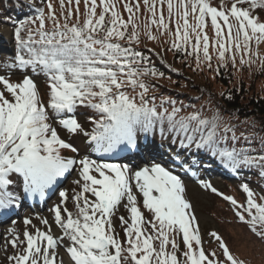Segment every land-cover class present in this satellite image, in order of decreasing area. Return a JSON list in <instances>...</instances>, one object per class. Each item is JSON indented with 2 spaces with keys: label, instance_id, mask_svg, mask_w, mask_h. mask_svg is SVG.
I'll return each mask as SVG.
<instances>
[{
  "label": "snow or ice",
  "instance_id": "snow-or-ice-1",
  "mask_svg": "<svg viewBox=\"0 0 264 264\" xmlns=\"http://www.w3.org/2000/svg\"><path fill=\"white\" fill-rule=\"evenodd\" d=\"M80 2L59 0L57 13L53 0H46L47 11L37 8L35 17L22 21L14 32L17 51L13 67L30 66L34 72L46 76L47 102L42 101L33 79L25 76L22 82L12 83L0 75V85L11 96L9 99L4 91H0V211L11 209L20 200L19 195L9 190L15 185L10 178L12 174L22 178L20 187L28 198H43L77 166L79 180L76 183L80 184V191L72 197L75 213L59 204L51 209L63 236L54 237L50 228L47 232L37 229L35 234L25 231L23 241L18 236L10 241L13 247L26 242L23 251L10 259L15 264H63L62 260H57V249L66 238L67 253L74 264H245L216 232L211 236L218 242L223 259L215 252H205L196 217L191 212L192 205L185 197V185L164 165L152 163L134 170L128 165L100 163L88 156L62 155V150L76 154L78 149L61 138L53 126L57 119L68 132L90 137L95 152L114 153L136 149L138 134L151 133L157 122L163 135L166 118L169 133L185 134L180 141L182 148L188 149L195 143L196 149H207L214 156L218 155L226 166L264 168V155L250 156L235 147L231 150L220 147L228 139L234 142L237 137L226 125L223 126L224 134H220L219 116L209 120L193 113L176 119L178 108L173 107L171 113L167 109L158 112L154 99L149 106L150 102L145 99L149 86L141 77L162 76V73L141 67L147 61L130 46L140 40L135 19L140 12V0H123L124 11L129 14L127 20L116 7L120 0H99V4L97 0H83L82 23ZM142 2L149 14L144 25L149 39H156L149 25H156L158 31L170 32L169 23L175 7L176 30L172 47L179 51L183 46L186 51L191 45L192 50L187 54L194 56L197 68L203 62L212 69L210 46L215 49L220 66H226L225 62L230 58L235 67L237 53H241L242 65L251 63V59H244L251 54L250 42L254 41L257 46L264 42V22L253 14L255 9H264V0H234L227 7L224 4L213 6L211 0H177L175 5L173 0ZM73 3L74 23L70 22ZM165 3L169 23L165 22L163 12ZM157 4L160 5L159 14ZM242 4L249 7L238 6ZM189 17L194 22H190ZM208 18L215 35L211 45L206 32ZM48 22H51V28H48ZM121 42H127L129 46ZM261 63L264 65V60ZM215 71L220 74L219 67ZM126 85L133 91L137 87L141 89L139 103L136 96L121 90ZM163 103L161 101V106ZM78 106L91 108L99 114V118L92 121L95 127L91 133L85 131L74 115L63 118L73 114ZM189 131L193 135H187ZM229 132H232L231 137L227 135ZM195 133H200L199 140ZM180 163L181 167H186V162ZM204 187L223 195L211 184H204ZM242 190L247 196L246 205L239 204L231 196H223V199L237 209L236 216L253 233L264 238V197L258 202L247 184ZM136 193L142 197V207L151 214V219L141 211ZM59 196L66 204L67 193L61 191ZM122 204L130 214L128 219L119 217L120 224L126 226L123 243L117 238L113 224V216ZM42 223L47 225L48 221L42 220ZM24 224L29 225L31 221L25 219ZM178 237L184 245L182 261Z\"/></svg>",
  "mask_w": 264,
  "mask_h": 264
},
{
  "label": "trees",
  "instance_id": "trees-1",
  "mask_svg": "<svg viewBox=\"0 0 264 264\" xmlns=\"http://www.w3.org/2000/svg\"><path fill=\"white\" fill-rule=\"evenodd\" d=\"M56 1L59 3V0H53L54 3ZM211 2L213 6L218 7L224 4L227 7L230 6L234 0H211ZM81 3L80 21L82 23L84 20L83 0H81ZM97 3L99 4V0H97ZM176 3L177 0H173V4L175 5ZM116 7L120 11L123 19L127 20L129 14L124 11L123 0H120ZM247 7H249V5L245 8ZM37 8H45V11H47L46 0H0V27L7 25L12 31L14 46L13 51L0 55V73L3 71V66H6L9 70L14 65V57L17 51V44L14 36L16 27H18L22 21L34 18ZM157 10L159 14V4H157ZM99 12L100 8L98 7L97 13ZM163 12L165 22L169 23L167 3L163 5ZM173 12L174 17L171 23H169L170 32H164L163 29L158 31L156 25H149V30L156 39H149L145 34L144 25L147 22L146 17L149 14L144 8L142 0H140V12L135 18L140 40L138 44L130 46L136 51H139L147 61V64L141 65V67L146 66L154 69L157 73H162V76L147 75L141 77L149 86L148 94L145 97V99L150 102L149 106H151V102L154 99L158 112H164V110L167 109V112L171 113L173 107L178 108L180 111L176 119H179L181 116H189L193 113H198L201 118L209 120L214 116H219V123L221 125L220 134H224L223 126L226 125L233 129L237 137L234 142L228 139L226 143L221 144L220 147H227L229 150L235 147L237 151H242L244 154L250 156L264 155V86H260L259 88L255 87L256 82L262 77V71H264V65L261 63V61L264 60V42H261L258 46L254 41L250 42L251 54L250 56H244V59H251V63L242 65L240 63L241 53H237L235 67H233L230 58L226 60V66H220L216 51L210 46L209 51L212 55V69H209L203 62L201 63V67L197 68L194 56L187 54L192 50L191 45L187 47L186 51L183 50V46L182 50L179 51L172 47L176 30L175 7ZM259 12H261V14H258ZM253 14L257 15L259 19L264 22V9H255L253 10ZM75 20L76 18L70 22L74 23ZM189 20L190 22H194L191 17H189ZM206 22L208 25L206 32L210 37L211 45L215 39L214 30L211 27L210 18H208ZM222 23L221 21V24ZM47 26L51 28V22H48ZM32 27L35 28V25ZM129 31H131V25L129 26ZM177 42L181 43L180 41ZM121 43L124 44V46H129L127 42ZM228 55L230 56L231 54L229 53ZM7 60L10 62V65L6 62ZM217 67H219V75H217L215 71ZM13 69H15L14 71L29 70L28 72H31L34 76H32V79L35 80V78H39L41 79V83L44 81V84L42 83L39 89H41L42 101L47 102L48 95H45V93L48 92V81L42 72H34L30 66L23 69L17 66ZM121 90L129 95L136 96L137 103H139L138 94L141 89L137 87L135 91H133L131 86L126 85ZM161 101H164L163 106H161ZM48 111L52 113V109L49 108ZM72 115L82 118L88 126V133H91L95 127L92 121L99 118V114L96 113L95 110L85 106H78L73 114H68L63 118H69V116ZM166 116L167 113H165V117ZM85 117H87V119H85ZM54 123L61 126L58 119ZM160 127V123L157 122L151 133L147 135L140 134L149 139L154 135L158 137L161 135ZM163 127L165 128L163 134L169 133L167 131L168 124L166 118ZM193 127H195L194 124ZM170 134L173 136L174 142L181 147L180 141L184 139L185 134L182 132H173ZM187 135H193V133L189 131ZM227 135L231 137L232 132L227 133ZM195 137L199 140L200 133H195ZM84 139L89 140L90 137L84 136ZM80 143L84 145L83 141H80ZM185 143H187L186 140ZM85 146L93 149L91 143H87ZM188 149L190 152L198 154L200 158H204V162L213 164L214 168H218L224 180L226 179L231 184H237L239 182L245 183L258 198L264 197V174H262L264 173V168L244 165H241L239 168H229L226 167V164L222 162L218 155L214 156L207 149H196L195 143ZM10 178L15 181V185L10 186L9 190L19 195V201H22L24 199V194L20 187L22 178L18 177V174H12ZM226 194L237 199L233 194L227 192ZM222 202L225 203L227 207L230 206L226 201L223 200ZM140 203L141 211L144 216L151 219V214L146 209H143L142 202ZM12 209L13 208L0 211V218L1 212H11ZM243 224L252 232L246 223L243 222ZM124 227L126 226L120 224L119 229L115 230L118 234L117 238L122 243L126 240ZM251 234L258 240L264 241V238H261L259 235L253 232ZM177 239L178 242H180V248H183L184 245L181 237ZM124 247H127L126 243H124ZM170 250L171 246H169V251ZM207 253H211V251ZM180 254L179 259L181 258ZM216 254H219V252H216Z\"/></svg>",
  "mask_w": 264,
  "mask_h": 264
},
{
  "label": "rangeland",
  "instance_id": "rangeland-1",
  "mask_svg": "<svg viewBox=\"0 0 264 264\" xmlns=\"http://www.w3.org/2000/svg\"><path fill=\"white\" fill-rule=\"evenodd\" d=\"M81 4L82 3L80 2L79 7ZM53 5L57 10V13H59V3L56 1L55 3L53 2ZM245 5L248 6L247 4L238 6L246 7ZM72 8L73 20L76 18L74 3ZM258 14H261V12ZM13 47V36L9 27L7 25L0 27V55L9 53L12 51ZM6 62L10 65L8 60ZM15 63L16 62H14V64ZM13 68L14 67L12 66L8 70L6 66H3V71L1 72V75L9 78L10 82L12 83L22 82V79L25 77V75L30 74L24 70L14 71L15 69ZM34 81L36 82L38 90L41 92V89L39 88L42 83L44 84V81L41 83V79L39 78H35ZM260 86H264V71H262L261 79H259L255 85L256 88H259ZM0 91H4L5 96L11 99L10 94L4 90L3 85H0ZM77 118L78 122H80L83 127L86 128L85 122L80 117ZM54 127L57 128L62 139H65L67 142L73 144L77 143V139H79L81 136L80 134H83L70 133L64 128H58L57 126ZM148 143L150 146H152V148L148 146L146 149L144 148V156L139 158L137 157L138 159L131 161V163H127L126 160L123 159L127 157L130 161L131 158L129 155H126V153L118 154L117 157L113 156L112 153H101L97 157L88 155V157L90 159L97 160L100 163L128 165L129 168L134 170L140 167L150 166L152 163H160L166 168H169L174 174H177L181 178L185 185V197L192 205L191 212L196 217L199 234L202 239V247L205 252H219L217 256L223 259L221 255L222 250L219 248L218 242L215 241L211 236L212 232H216L227 243L231 252L238 259L243 260L245 264H264V241L258 240L251 234L252 232H250L243 222L235 215V211H237V209L234 208L233 205L231 208L227 207V205L222 201L211 196L212 190L210 188L204 187V184H211L212 187L217 189V191L235 194L236 198L238 199H236L237 202L239 204L246 205L247 196L242 190V186L245 183L239 182L237 184L232 183L229 185L224 182L222 183L219 178H214L213 176L212 178L209 172H204L205 170H192V166H190V164L189 166L186 164V167H181V163L179 164L174 161V159L177 158L176 154L170 153L169 155L167 151L166 153H158L157 155V146H155L153 143ZM62 155L66 157H72L75 155H78L79 157L87 156L86 152H83V150H78V153L76 154L71 153L70 150H62ZM120 155H123V158H120ZM180 159L182 162H190L188 158ZM77 180H79V166L76 167L75 171H72L70 174H66L63 178H61V180H59L52 189L48 190L43 198L38 196L32 198L31 202L20 206L14 215L8 217V219H6L3 223L0 222V224L2 223L0 226V264H15V261L11 260L10 257L19 255L20 252L23 251L24 247H26V242L25 244H19L17 247H13L10 241L17 236L21 241H23V234L25 231L35 234L37 229L42 232H47L50 228L51 234L54 237L63 236V230L58 224L55 223V216L51 209L59 204L61 208L66 206L69 211L75 213L72 197L76 192L80 191V184L76 183ZM261 183L263 184L262 181ZM61 191H65L68 195L66 204L62 202L61 197L59 196ZM136 194L138 201H141L142 197L139 195V193ZM88 195L90 199H94L90 196V194ZM255 197L258 202H261L260 198H258L256 194ZM63 215L66 217V214ZM129 215L130 214L123 207V204L119 206L115 212V215L113 216V224L115 229H119V217L124 216L125 219H128ZM25 219H29L31 224L25 225ZM42 220H47L48 224L45 225L42 223ZM183 248H181V250ZM57 252L58 261L62 260L63 264H74V262L71 261L70 255L67 253L66 238L59 244ZM180 257L182 261L184 259L182 253L180 254Z\"/></svg>",
  "mask_w": 264,
  "mask_h": 264
},
{
  "label": "bare ground",
  "instance_id": "bare-ground-1",
  "mask_svg": "<svg viewBox=\"0 0 264 264\" xmlns=\"http://www.w3.org/2000/svg\"><path fill=\"white\" fill-rule=\"evenodd\" d=\"M79 9L81 10V7H79ZM139 150H140V149H139ZM132 153H134V154L132 155ZM131 155H132V156H131ZM136 155L138 156V158L144 156L143 153L140 152V151H137V152L135 153V149H134V150L130 153L129 157H130L132 160H137L138 158L136 157ZM126 160H128V158H126ZM126 162L130 163V161H126ZM230 192H231V191H230ZM233 196L236 197L235 194H233Z\"/></svg>",
  "mask_w": 264,
  "mask_h": 264
}]
</instances>
